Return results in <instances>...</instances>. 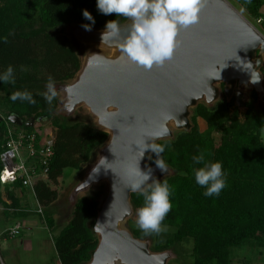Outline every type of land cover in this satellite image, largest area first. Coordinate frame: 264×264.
<instances>
[{
  "label": "trees",
  "instance_id": "trees-1",
  "mask_svg": "<svg viewBox=\"0 0 264 264\" xmlns=\"http://www.w3.org/2000/svg\"><path fill=\"white\" fill-rule=\"evenodd\" d=\"M233 2L240 10L243 8L247 17L256 23L261 21L264 31V0ZM82 9L94 17L93 30L105 29L110 20L117 19L120 27L129 21L115 13H99L96 0H0V72L11 65L15 77L14 84H0V152L9 117L16 116L24 123H51L54 157L48 175L34 186L36 200L42 207L57 200L58 193L50 186L62 179L64 171L82 172L109 139L107 133L92 124H67L56 119L58 99L47 103L31 87L44 86L49 77L55 85L63 84L74 80L80 71L81 62L68 46L66 36L55 32L63 33L70 26L83 28L82 24L90 23L83 18ZM25 90L31 93L32 102L10 99L14 92ZM251 96L242 115L234 98L228 102L223 97L213 108L200 104L194 110L190 132H179L173 140L157 143L167 145L161 159L171 174L162 181L166 180L173 190L172 209L163 221L166 231L144 235L130 227L136 225L135 214L129 221L134 238L154 240L152 252L172 251L189 240L193 243V264H233L234 255L244 252L241 250L247 246H264V106L256 113L258 97L254 91ZM199 119L207 126L204 132L198 127ZM216 133L220 135L219 142L214 140ZM200 152L206 160L220 161L226 172V187L219 196L205 197L204 189L194 181L191 158ZM156 159L153 153L149 165H156ZM5 188L10 204L3 203L2 194L0 204L6 208V217L25 216L13 191L23 193L26 189L21 183ZM98 197H83L74 203L72 218L54 242L60 264L91 261L99 242L93 231L100 209ZM131 202L136 212L143 198L139 193L132 194ZM45 222L53 228L50 215L45 216Z\"/></svg>",
  "mask_w": 264,
  "mask_h": 264
},
{
  "label": "water",
  "instance_id": "water-1",
  "mask_svg": "<svg viewBox=\"0 0 264 264\" xmlns=\"http://www.w3.org/2000/svg\"><path fill=\"white\" fill-rule=\"evenodd\" d=\"M129 24L116 37H102L105 29L80 28L79 41L87 48L84 63L74 81L59 89L62 115L85 108L94 127L109 135L70 197L76 202L93 187L108 184L93 224L98 246L88 264H169L176 258L171 250L152 252V243L134 238L128 228L135 214L131 195L137 192L127 185L137 163L157 181L171 174L149 165L153 153L146 150L142 156L137 148L141 138L159 143L190 132L200 104L213 108L223 97L228 102L234 98L235 106L245 111L244 92L252 90L264 100V37L226 0H206L199 22L179 32L173 58L151 70L120 53L118 45ZM8 122L26 128L34 124L16 116Z\"/></svg>",
  "mask_w": 264,
  "mask_h": 264
},
{
  "label": "clouds",
  "instance_id": "clouds-1",
  "mask_svg": "<svg viewBox=\"0 0 264 264\" xmlns=\"http://www.w3.org/2000/svg\"><path fill=\"white\" fill-rule=\"evenodd\" d=\"M205 3L206 0H96V9L105 16L115 13L117 17L130 21L118 45L120 53L137 67L151 70L153 67L163 66L173 58L179 45V32L199 22ZM82 16L90 23L82 24L81 27L90 31L95 24L94 17L86 9H82ZM106 33L113 37L121 36L122 30L117 19L106 22L102 37ZM258 78L259 75L256 81ZM14 83V68L9 65L0 72V84ZM46 90L44 99L51 103L57 94L52 77L48 79ZM10 99L32 102L31 93L26 90L14 92ZM146 140L150 142L146 143ZM166 147L167 145L157 144L151 138H141L137 145L142 156L146 150L156 155L155 163L162 172L168 171L166 163L161 159ZM191 160L194 181L204 189L203 195L219 196L226 187V172L222 163L206 160L203 152L193 155ZM196 165L202 166L195 167ZM149 180L151 183H148ZM127 189L139 193L143 198L142 205L135 212L137 228L144 235H159L166 231L163 221L172 209L170 196L173 192L167 181H157L152 177L150 169L142 171L137 163Z\"/></svg>",
  "mask_w": 264,
  "mask_h": 264
},
{
  "label": "rangeland",
  "instance_id": "rangeland-1",
  "mask_svg": "<svg viewBox=\"0 0 264 264\" xmlns=\"http://www.w3.org/2000/svg\"><path fill=\"white\" fill-rule=\"evenodd\" d=\"M230 5L234 7L263 37L264 31L261 29L260 25H258L254 20L247 17L245 13H243L233 2V0H226ZM264 13V9L262 10ZM79 31L80 28L77 26L67 27L64 32L57 31L59 35L66 36L68 40V46L75 52L77 57L81 62V66L84 63L87 48L79 41ZM53 33V32H52ZM74 81V80H72ZM72 81L65 82L63 84L55 85L56 96L58 99V108L56 112V119L65 120L64 122L67 124H92V119L89 111L85 108H80L74 112V114L70 116L62 115L59 110L60 103L62 101V94L59 91L61 87L66 84L72 83ZM32 91L34 93H38L44 97L46 93V84L44 86H40V88L35 85H31ZM246 103L252 101L251 92H245ZM264 106V100L257 101L255 104L256 113H259ZM239 114L242 115L244 113L243 110L238 109ZM242 119V117H241ZM43 131L52 130L50 126V122H42ZM44 124V125H43ZM93 125V124H92ZM94 126V125H93ZM198 127L200 132H204L207 128L204 121L201 119L198 120ZM48 128V129H47ZM19 129V128H18ZM24 129V128H22ZM39 129V125L36 124L33 128H27L29 131H36L38 134H41V130ZM214 140L219 142L220 135L218 133L214 134ZM87 164L83 167V171H72L66 170L63 173L62 179L58 180L57 183L52 184L50 187L52 190H55L58 193L57 200L50 206L42 207L39 203H37L36 198L31 193L30 190H24L23 193L20 191H13L15 196L19 199V208L20 210L25 211V216H10L6 217L4 212H6V208L2 204H0V263L1 264H60L55 248L54 242L61 233V231L67 226L70 219L72 218L74 211V201H70L71 193L73 189L79 184V182L83 179V176L89 166L92 164ZM109 192L108 184L101 183L93 187L88 193L81 194L78 199L83 197H93L98 195V202L100 206L105 201ZM0 194H2L3 203L10 204L8 201V194L6 188H1ZM76 199V200H78ZM39 206L42 209L43 214L39 215L37 210ZM9 215H12L11 212ZM50 215L53 221V228L50 229L46 222L45 216ZM133 216L131 219H134ZM130 219V220H131ZM20 224L22 226L21 236L10 240L5 238L4 230L12 228L13 226ZM132 229H138L137 226H130ZM129 228V222H128ZM130 229V228H129ZM164 232V231H163ZM149 241L154 244V240ZM32 244V251H26V247L24 244L26 243ZM252 243V242H251ZM193 243L192 241H186L182 243L180 246H177L172 251L174 252L176 258L172 260L169 264H193V260L191 257ZM16 252L18 259H9L8 253L10 251ZM8 251V252H6ZM244 252H236L234 255L233 264H264V246L250 245L246 248L242 249ZM18 261V262H17Z\"/></svg>",
  "mask_w": 264,
  "mask_h": 264
},
{
  "label": "built area",
  "instance_id": "built-area-1",
  "mask_svg": "<svg viewBox=\"0 0 264 264\" xmlns=\"http://www.w3.org/2000/svg\"><path fill=\"white\" fill-rule=\"evenodd\" d=\"M7 122L0 152V185L5 188L21 183L36 198L35 183L48 175L49 164L54 157L53 131H43V120L34 121L33 124V127L39 125L41 134L26 130L25 126L19 127ZM37 213L43 214L40 206ZM4 232L7 239L13 240L21 236L22 226L17 224Z\"/></svg>",
  "mask_w": 264,
  "mask_h": 264
},
{
  "label": "crops",
  "instance_id": "crops-1",
  "mask_svg": "<svg viewBox=\"0 0 264 264\" xmlns=\"http://www.w3.org/2000/svg\"><path fill=\"white\" fill-rule=\"evenodd\" d=\"M25 245V247H26V251H28V252H31L32 251V244L31 243H26V244H24ZM10 251V250H9ZM6 252H8V251H6ZM8 255H9V259H18L19 260V258H18V256H17V254H16V252H12V251H10L9 253H8ZM0 257H1V255H0ZM18 262V261H17Z\"/></svg>",
  "mask_w": 264,
  "mask_h": 264
},
{
  "label": "bare ground",
  "instance_id": "bare-ground-1",
  "mask_svg": "<svg viewBox=\"0 0 264 264\" xmlns=\"http://www.w3.org/2000/svg\"><path fill=\"white\" fill-rule=\"evenodd\" d=\"M253 91V90H252ZM244 94H245V92H244Z\"/></svg>",
  "mask_w": 264,
  "mask_h": 264
},
{
  "label": "flooded vegetation",
  "instance_id": "flooded-vegetation-1",
  "mask_svg": "<svg viewBox=\"0 0 264 264\" xmlns=\"http://www.w3.org/2000/svg\"><path fill=\"white\" fill-rule=\"evenodd\" d=\"M23 122V121H22ZM24 123V122H23ZM25 124V123H24Z\"/></svg>",
  "mask_w": 264,
  "mask_h": 264
}]
</instances>
